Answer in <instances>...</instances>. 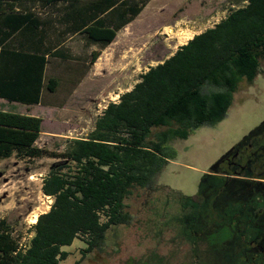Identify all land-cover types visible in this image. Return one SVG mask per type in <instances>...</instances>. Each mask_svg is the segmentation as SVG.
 <instances>
[{
  "label": "trees",
  "instance_id": "trees-1",
  "mask_svg": "<svg viewBox=\"0 0 264 264\" xmlns=\"http://www.w3.org/2000/svg\"><path fill=\"white\" fill-rule=\"evenodd\" d=\"M149 1L0 0V98L31 108L43 103L44 90L56 91L59 81L45 71L48 57L63 51L55 50L59 38H50L57 25L64 35L81 36L102 50ZM99 55L93 52L90 64ZM263 61L264 0H248L151 67L118 103L107 106L87 137L73 139L63 153L37 146L41 117L0 110V160H62L44 179L43 193L54 202L38 217L27 245L0 221V264H61L69 256L63 247L79 238L86 244L83 258L103 252L107 232L133 222L126 201L138 190L154 189L175 158L170 143L221 122L240 84H252ZM263 138L264 122L233 148L250 151L258 179H264ZM232 180L219 178V188Z\"/></svg>",
  "mask_w": 264,
  "mask_h": 264
},
{
  "label": "rangeland",
  "instance_id": "rangeland-1",
  "mask_svg": "<svg viewBox=\"0 0 264 264\" xmlns=\"http://www.w3.org/2000/svg\"><path fill=\"white\" fill-rule=\"evenodd\" d=\"M247 4L248 0H150L118 33L86 78L79 80L74 73L56 75L52 64L48 77H58L59 85L54 93L45 92L40 106L27 108L0 99V110L41 117L43 132L37 146L63 153L73 139L87 137L107 106L118 103L151 67L173 56L196 35L214 28L231 10ZM68 48L75 62L58 68L78 74H86L93 65L88 63L94 50H101L98 45L88 47L81 36L69 41ZM81 60L86 63H79ZM261 65L262 71L252 84H240L221 122L170 143L175 158L157 177L154 189L138 190L126 201L133 222L111 228L103 252L83 258L86 244L79 238L63 247L69 256L61 264H240L239 241L225 246L213 244L211 237L218 234L219 227L196 214L192 200H198L196 194L206 181L205 174L216 161L264 122V61ZM60 161L0 160V221L6 220L14 235H21L23 246L34 236L33 216L51 209L54 199L45 195L42 187L49 171ZM245 218L247 222L248 216Z\"/></svg>",
  "mask_w": 264,
  "mask_h": 264
},
{
  "label": "flooded vegetation",
  "instance_id": "flooded-vegetation-1",
  "mask_svg": "<svg viewBox=\"0 0 264 264\" xmlns=\"http://www.w3.org/2000/svg\"><path fill=\"white\" fill-rule=\"evenodd\" d=\"M249 157L248 149H231L224 154L205 174L206 181L201 183L196 194L198 200L192 203L197 207H193L197 209L196 214L219 227L218 234L211 237L213 244L225 246L239 241L240 264H264V208L259 207L264 202V179L253 178L255 174ZM231 173L238 176L229 177ZM222 177L233 180L224 183L221 189L219 178ZM230 184L235 185L233 190ZM253 211L257 212V218ZM245 216H248L247 222Z\"/></svg>",
  "mask_w": 264,
  "mask_h": 264
},
{
  "label": "crops",
  "instance_id": "crops-1",
  "mask_svg": "<svg viewBox=\"0 0 264 264\" xmlns=\"http://www.w3.org/2000/svg\"><path fill=\"white\" fill-rule=\"evenodd\" d=\"M38 6V5H37ZM56 33L55 34H53V35H51V37L50 38H53V37H58L59 38V43L56 45V47H55V50H58V49H62L63 51H62V53L60 54V57L59 58H57V57H48V64H47V66H46V71H45V74H46V77L49 79V78H53V79H57L58 81H59V78L58 77H56V76H51V77H48V72H50V69H52V67H50V65H52L53 64V69H52V72L54 73V74H56L57 75V73L58 74H61V73H63V74H73L74 73V76L73 77H76V78H78L79 80L81 79V80H83L84 78H86L88 75H89V73L90 72H92V70L94 71L95 69H96V67H97V65L99 64L98 63V59H99V57L100 56H102V53H104L105 52V50H107V48L110 46H108L107 48H105V49H102V50H99L98 52H100V55H99V57H98V59L93 63V65L91 66V68L90 69H86L85 71H87L86 72V74H83V73H81V74H78L79 72H77V73H75L76 71H74V72H72L71 70H60L59 68H58V66L60 65V64H66V63H70V62H75V60H73V58H71V54L69 53V48H68V43H69V41H71L74 37H77V35H74V36H72V35H64L63 33H62V31H61V29H62V27H60L59 25H57L56 26ZM83 38V37H82ZM87 46L89 47V46H91V47H95L96 45H93V44H90V45H88L87 44ZM94 52H97V50H94ZM81 61H83V62H80L79 61V63H83V65L86 63L85 61L86 60H81ZM56 62V63H55ZM88 65H91L90 64V61H89V63H88ZM49 67H50V69H49ZM49 70V71H48ZM47 90H44V92H43V97H42V100H43V98H44V95H45V92H46ZM1 100H4V101H6L5 99H2V98H0ZM7 102V101H6ZM8 103V102H7ZM10 104H17V103H10ZM20 105V104H19ZM40 106V105H39ZM26 107V106H25ZM33 107H36V106H33ZM32 108V107H31ZM29 115H32V116H35V114H29ZM39 117V116H38Z\"/></svg>",
  "mask_w": 264,
  "mask_h": 264
},
{
  "label": "bare ground",
  "instance_id": "bare-ground-1",
  "mask_svg": "<svg viewBox=\"0 0 264 264\" xmlns=\"http://www.w3.org/2000/svg\"><path fill=\"white\" fill-rule=\"evenodd\" d=\"M38 216H39V215H37V214H35V215L33 216L32 224H36V223H37V221H38Z\"/></svg>",
  "mask_w": 264,
  "mask_h": 264
}]
</instances>
